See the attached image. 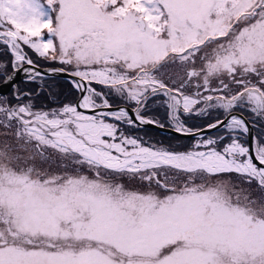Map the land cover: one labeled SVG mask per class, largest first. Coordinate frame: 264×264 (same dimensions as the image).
<instances>
[{
	"label": "rangeland",
	"instance_id": "374dc122",
	"mask_svg": "<svg viewBox=\"0 0 264 264\" xmlns=\"http://www.w3.org/2000/svg\"><path fill=\"white\" fill-rule=\"evenodd\" d=\"M67 3L69 28L82 33L84 43L104 45L101 53L119 49L128 57L94 65L98 71L112 69L109 86L93 84L111 105L131 106L141 117L169 127L180 126L182 119L193 130L240 112L254 136L264 140L259 114L264 110L253 111L247 95L224 108L241 91L237 82L245 92L264 97L259 91L264 87V0H160L145 19L158 45L118 29L106 0ZM152 17L158 22L151 23ZM133 60L136 65L129 68ZM6 61L9 54L0 51V62ZM77 64L73 53L71 65L41 61L39 66L72 70ZM5 78L0 75V85ZM70 81L57 75L33 82L23 77L0 98L15 104L12 95L18 90L28 94L22 102L30 101L34 111H51L76 103L78 91ZM185 97L201 101L192 109L197 113H183ZM102 103L96 96L91 106ZM108 114L82 112L80 120L63 128L42 129L43 141L0 114L4 264H264V181L254 179L251 170L213 174L216 166L207 158L153 155L195 152L193 144L202 141L157 134L122 114L120 119ZM226 125L205 134L222 137L216 147L233 135ZM54 131L70 135L57 139ZM237 135L247 144L246 134ZM118 141L123 150L111 148ZM229 159L241 162L239 153Z\"/></svg>",
	"mask_w": 264,
	"mask_h": 264
},
{
	"label": "snow or ice",
	"instance_id": "6c2138e0",
	"mask_svg": "<svg viewBox=\"0 0 264 264\" xmlns=\"http://www.w3.org/2000/svg\"><path fill=\"white\" fill-rule=\"evenodd\" d=\"M160 0H106V7L111 9V15L114 18L113 23L120 30H125L133 35H140L151 43L158 45L161 43L150 30L146 31L145 19L146 12H156L154 7ZM143 4L144 7L140 5ZM68 3L67 0H0V51H6L10 56V61L0 62V75L5 76L3 83H7L15 73L23 71L27 82H33L37 79L43 80L45 76H52L58 73H67L72 77L71 84L81 94V98L74 104H65L62 107L51 111H34L31 102L23 103V98L28 95L18 90L14 91L12 97L16 103L9 102L7 97L0 98V114L6 116L8 120H16L24 126V130L30 134L37 133V139L44 140L42 129L45 128H63L69 125L73 120H80V113L89 115L95 112L90 107L93 98L100 96L103 103L100 107L111 109L112 105L103 92L97 91L93 84H99L103 87L109 86L108 81L111 78L112 69L105 67L102 71L94 68L103 59L104 65L115 64L116 60H127L119 49L107 47L101 53L100 48L104 45H88L82 41L83 34L72 31L68 25ZM151 23L158 21L152 17ZM159 31V30H157ZM173 40L174 33L170 32ZM75 53V59L78 64L75 69L69 70L68 67L48 68L42 72L39 70L41 61L58 62L61 65H71ZM35 57V59L33 58ZM11 65L12 74H8V65ZM136 61L128 64L133 68ZM241 91L236 93L233 102L224 105L228 109L235 105V100L241 96L247 95L248 101L253 105V111L264 110V97L257 96L252 92L243 90L242 82H237ZM264 86V80L260 81ZM161 87H166L161 82ZM219 91H223L220 89ZM259 91L264 93V87ZM91 93L92 95H86ZM196 95H200L199 93ZM135 99V97H133ZM175 99V97H173ZM186 103L183 113H197L192 111L201 101L195 98H184ZM171 107V105H169ZM123 115L131 123L133 116L139 123H150L155 126L163 127L157 121L145 119L140 116L136 109H118L116 112L108 114L109 119H120ZM259 114L264 116V111ZM179 117V113L177 114ZM68 117L69 119H65ZM171 119V113L169 114ZM3 123V121H0ZM223 124V121L217 120L205 125L206 130L216 128ZM91 126H95L94 123ZM226 127L232 130V137L227 143L220 144L222 137L206 136L203 130L189 129L180 120V126L173 125V130L180 135H194L197 141L193 144L195 152L188 153H168L162 150L152 153L158 156H180L200 160L207 158V162L216 166L213 174H219L225 171H237L238 174L251 175L255 179L259 177L264 181V140L260 137H253L251 146L241 144L237 133L247 134L248 126L245 121L238 116H231ZM84 134V130H81ZM111 135V133H109ZM52 136L61 139L65 135H70L67 131L52 132ZM51 143L52 141H47ZM135 144V140L129 141ZM147 152L148 150L145 149ZM239 153L241 162L229 159L230 156ZM235 166V167H233ZM242 170V171H241ZM264 187V183L261 184ZM0 264L4 261L0 259Z\"/></svg>",
	"mask_w": 264,
	"mask_h": 264
},
{
	"label": "water",
	"instance_id": "95a60500",
	"mask_svg": "<svg viewBox=\"0 0 264 264\" xmlns=\"http://www.w3.org/2000/svg\"><path fill=\"white\" fill-rule=\"evenodd\" d=\"M48 68H55V67H50V66H39V70L44 72L46 71ZM12 74V73H11ZM62 76V77H65V78H69V79H72V77L70 75H68L67 73H58V74H55V76ZM24 77V73L23 71H21L20 73H15L13 74L12 78L7 82V83H2L0 85V92H4L6 89L9 88V86L11 84H13L14 82H18L20 81L22 78ZM86 94V93H85ZM88 95V94H87ZM81 98V94L78 92V98H77V101ZM90 107L94 108L95 109V112L93 113V115H104V113H112V112H116L118 109H128L129 110V115H131V110L134 109L133 107L131 106H128V105H125V104H119V105H112L111 109H108V108H104V107H100V106H91ZM231 116H238L240 118H242L245 123L247 124L248 126V132H247V142H248V145L251 146V143H252V138L254 137V129L252 127V125L250 124V122L248 121V119L246 118V116L240 112H232L230 114H228L225 118H223L222 120L220 121H223V124H226L228 119L231 117ZM146 119V118H145ZM132 121L140 126H144V127H150L154 130H157L159 132H163V133H168V134H174L176 136H179V137H185V138H195L194 135H180L178 133H176L172 127H169V126H165L163 125V127H159V126H155L153 124H150V123H139L135 120V117L133 116L132 118ZM154 121V120H153ZM222 124V125H223ZM162 125V124H161ZM219 127V126H218ZM217 128V127H216ZM216 128H213V129H210V130H206L205 127H202V128H199L200 130H203L204 133H208ZM198 130V129H197Z\"/></svg>",
	"mask_w": 264,
	"mask_h": 264
},
{
	"label": "trees",
	"instance_id": "16d2710c",
	"mask_svg": "<svg viewBox=\"0 0 264 264\" xmlns=\"http://www.w3.org/2000/svg\"><path fill=\"white\" fill-rule=\"evenodd\" d=\"M157 132V134H161L163 132H159L157 130H155ZM115 133V132H114ZM165 134H168V133H165ZM170 135V134H169ZM172 135V134H171ZM130 140H133V139H130ZM117 144H111L110 146H112L111 148H121L123 150V145H119V144H122L120 141L116 142ZM109 147V146H108ZM116 150V149H115ZM174 151V150H173ZM168 153H171L170 151ZM173 153H177V151H174ZM167 157H172V156H167Z\"/></svg>",
	"mask_w": 264,
	"mask_h": 264
},
{
	"label": "bare ground",
	"instance_id": "6f19581e",
	"mask_svg": "<svg viewBox=\"0 0 264 264\" xmlns=\"http://www.w3.org/2000/svg\"><path fill=\"white\" fill-rule=\"evenodd\" d=\"M144 127V126H143ZM253 127V126H252ZM246 138H247V135H246ZM247 144H248V142H247Z\"/></svg>",
	"mask_w": 264,
	"mask_h": 264
}]
</instances>
